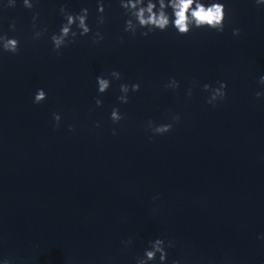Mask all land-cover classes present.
Listing matches in <instances>:
<instances>
[{
	"label": "clouds",
	"instance_id": "clouds-1",
	"mask_svg": "<svg viewBox=\"0 0 264 264\" xmlns=\"http://www.w3.org/2000/svg\"><path fill=\"white\" fill-rule=\"evenodd\" d=\"M120 7L124 11V15L127 17L124 25V32L130 33L135 36L137 32L141 36L147 37L150 33H154L159 30L161 32L167 29L174 28L176 33L181 36L188 35L193 29H210L217 33H223L225 30L226 22L230 19V10L227 8L224 2L221 0H119ZM257 6H264V0H255ZM16 6V0H7L4 7L14 8ZM23 6L26 9H33V0H23ZM169 9L171 11H169ZM97 11L99 15L96 18L97 31L93 34V43L98 44L103 36L99 31V26L105 23V4L103 0H98ZM60 14L64 17L65 22L61 25L59 33H53L50 37L52 41V51L57 55L61 54V49L67 47L69 44L75 43L78 36H87L92 32L91 27L88 24L89 9L87 7L82 8L79 13L70 12L66 6H61L59 9ZM39 17V13L33 14V39H39L46 32L47 28H38L36 20ZM75 26L77 31L73 30ZM15 22L9 25L11 31H15ZM143 29V31H141ZM241 30L239 28L232 29V35L239 37ZM123 42V38H121ZM20 41L15 37H9L6 33H0V52L11 53L16 55L19 53ZM121 73L116 70H112L107 74V78L104 75L97 76L98 92L105 93L110 85L111 80H120ZM218 86L213 87L211 84H203V91L209 93L207 103L213 106L218 101H223L226 98L227 83L223 81L216 82ZM258 83L264 86V75L260 76ZM197 82H193V86H196ZM180 87L179 81L175 77L169 78L168 82L164 85L165 89L177 90ZM119 90L121 95L117 97L121 104H127L129 102V92H138L140 90V84H120ZM192 95V88L187 90V96L190 98ZM255 96L260 98L264 96V92H256ZM47 93L41 88L35 93L33 103L39 104L46 100ZM97 107L102 106L103 101L97 97L95 99ZM113 123H119L124 119L119 108L114 107L110 115ZM173 121H179L180 116L175 115L172 117ZM54 128L60 127L61 116L59 113H53ZM69 131H74V125H69ZM96 127H99L97 123ZM172 123H165L156 125L153 121L147 122V128L153 135H163L172 130ZM115 135V129H113ZM158 199V197H154ZM264 239V237H261ZM132 238H128L122 243L125 246L131 245ZM175 246L173 240H166L164 238H156L148 242V247L144 249L143 255H138L135 258L136 264H152V262L159 258V264H166L168 259V248ZM3 264H11V261L5 259ZM172 264H181L180 260H173Z\"/></svg>",
	"mask_w": 264,
	"mask_h": 264
}]
</instances>
